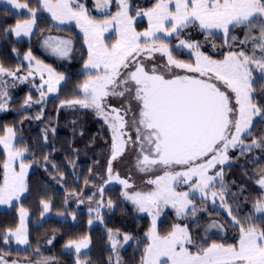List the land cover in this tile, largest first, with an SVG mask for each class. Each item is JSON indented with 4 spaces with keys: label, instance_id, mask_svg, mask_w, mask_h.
<instances>
[{
    "label": "snow or ice",
    "instance_id": "1",
    "mask_svg": "<svg viewBox=\"0 0 264 264\" xmlns=\"http://www.w3.org/2000/svg\"><path fill=\"white\" fill-rule=\"evenodd\" d=\"M111 2L97 0L96 6L102 10ZM6 3L14 9L26 10L29 17L18 21L6 30V34L12 33L16 37L32 34L38 11L49 13L51 19L59 23L75 20L84 32L88 45L84 68L94 69L95 74L89 73L78 85L77 97L62 101L61 106L79 105L94 109L105 120L112 135L107 169L109 179H112V161L130 149L135 153L138 171L161 173L146 181L152 186L150 190L122 193L139 211L151 215L154 208L171 204L178 216L188 212L195 214L197 208L190 199L192 193L199 192L207 199L217 180L221 189L226 187L223 168L214 170L230 159L227 155L229 148L239 147L243 153L264 146V137L253 138L245 144V139L253 136L255 118L264 119V107L254 103L253 88L254 72L261 73L264 79V0H156L151 8L136 11V16L148 18V28L143 32H137L134 27L135 18L130 15L129 0H115L117 13H106L108 18L102 23H95L88 16L83 4L73 7L75 0H37L36 6L27 0L24 3L6 0ZM189 25H196L206 32L222 30L229 47L223 58L212 59L199 51L198 43L180 40L177 47L192 50L195 63L175 59L169 45L157 34L179 36ZM112 26L117 32V40L108 47L102 37ZM237 27L244 31V39L238 41L239 45L250 44V51L245 47L233 50L235 45L228 44L231 29ZM231 39L237 41L238 37L232 36ZM45 44L53 53L63 57L67 55L71 41L49 37ZM156 52L167 57V63L162 67L153 64L149 69L143 60L138 59L143 56L145 60H153L152 54ZM24 59L31 61V52L26 53ZM174 68L195 75H180L173 72ZM39 70L48 72L49 79L45 83L49 92L56 91L55 86L66 79L51 68ZM5 75L11 77L16 73L0 65V77ZM5 96L6 92H0V99ZM43 97L41 90V99ZM109 98L118 99L119 107L112 105ZM3 108L4 104L0 103V109ZM4 132L0 144L4 146L7 159L0 182V204L18 200L27 190L25 176L29 167L23 160L18 172L12 166L26 149H15L11 144L12 128H5ZM115 178L125 189L134 187L128 179ZM85 183L87 185V181ZM181 183L187 185L189 191H177V185ZM257 183L264 188V172L259 175ZM103 191L101 188V195ZM218 195L224 203V193L215 191L211 192L213 202ZM41 204L43 212H48L49 203L41 200ZM108 204L111 207L112 201ZM254 211L264 214V198L257 199ZM228 214L232 216L231 209ZM27 215V211L21 208L20 225L14 231L8 230L4 237L6 243L9 237H15L18 244L28 243L24 223ZM231 223L239 228V239L235 244L204 245L193 239L187 226L179 224L173 225L166 235H160L154 218L152 228L146 234L148 243L140 264H264V227L258 228L253 223L245 225L235 216H232ZM217 226L215 222L210 225ZM109 239H112L111 232ZM123 239L127 242L131 237L125 235ZM88 243V238L84 237L80 241L70 240L65 247L75 248L79 254ZM112 246L116 252L115 240ZM0 264L19 262L0 257ZM36 264H48V258L38 260ZM76 264L86 262L77 258ZM109 264H121L118 253L115 261L109 259Z\"/></svg>",
    "mask_w": 264,
    "mask_h": 264
},
{
    "label": "trees",
    "instance_id": "2",
    "mask_svg": "<svg viewBox=\"0 0 264 264\" xmlns=\"http://www.w3.org/2000/svg\"><path fill=\"white\" fill-rule=\"evenodd\" d=\"M27 2L36 6L37 0ZM43 16H40V20L47 18ZM26 17V13L17 14L8 7L0 6V65L11 71L23 67V55L26 52L31 51L36 57L41 55L37 49L36 33L28 40L15 39L12 33L6 34V30ZM44 22L46 23L43 28L54 30L48 18ZM71 31L73 30L69 28L65 30L69 38L74 35L70 34ZM83 51L84 49L80 48V52ZM80 69V66L75 68V71L71 68L67 75L76 76ZM6 78L10 80V76ZM12 81L14 87L9 86L10 100L6 109H0V135L4 134L5 128H12L18 135L16 145L26 149L25 160L30 165L26 195L11 208L0 211V250L5 248L4 237L8 230L17 227V210L23 208L29 214L27 247L35 243L45 249L43 241L52 236L56 240L59 239V255H54L61 259L66 258L61 250L63 246L60 247L64 241L74 239L79 234L87 235L90 249L82 254L86 264H109V259L115 261L116 255L109 245L107 231L117 230L139 236L138 241H132L127 248L119 252L121 264H140L147 245L143 233L148 220L138 213L132 203L123 200L121 193L110 200L112 206L101 213L104 222L93 227L88 226V210L96 208L101 198L100 188L107 178L111 155L110 136L108 131L101 127V120L94 112L79 105L61 106L62 101L69 100L62 96L44 102L43 116L36 119L35 116L41 109L35 108L34 104L23 109L22 105L27 96L36 100L37 93L29 89L27 82ZM253 88L254 103L264 107V79L257 78ZM252 132L253 136H248L245 144H249L253 138L264 137V119L255 120ZM229 158L227 164L222 165L226 187L221 192L224 193L225 206L231 209L232 216L239 218L241 223L264 227V214L254 211L257 199L264 198V190L257 184L259 175L264 172V146L243 153L232 150L229 152ZM41 200L49 203L52 214L74 215L75 222L67 218L59 220L53 216L41 222ZM174 215V211L166 213L159 224L161 235L170 232L174 222H178ZM228 217L219 209L207 208L195 223L188 224L190 233L196 237V233L198 235L200 232L203 240L209 243H235L239 238V228L233 226ZM179 222L186 224L187 221ZM213 222L218 226L210 227ZM229 233L234 237L226 240Z\"/></svg>",
    "mask_w": 264,
    "mask_h": 264
},
{
    "label": "rangeland",
    "instance_id": "3",
    "mask_svg": "<svg viewBox=\"0 0 264 264\" xmlns=\"http://www.w3.org/2000/svg\"><path fill=\"white\" fill-rule=\"evenodd\" d=\"M18 2L24 3L26 1L18 0ZM155 3H156V0H135V2H134L135 5L131 4L130 15L135 18L133 23H134V27H135L137 32H143L148 28V18L146 16H142V15L136 16V11L137 10H147L148 8H151ZM79 4L84 5L88 16L90 18H92L95 23H102L106 18H108L106 16V13H110L111 15H115L118 11V7H117V4L115 3V0H112L111 4L106 9L107 11L105 9L101 10V9L97 8V6H96L97 0H75V4L73 5V7H75ZM0 6L8 7L9 9L13 10L17 14H19V13L20 14H23V13L27 14L26 10H17V9L12 8L11 5L6 3V0H0ZM42 15H44L43 16L44 18L47 16L48 21L53 25L54 30L53 29H49V30L47 29L46 30L45 28H43V24L46 23L44 21L47 18L40 20V16H42ZM28 18L29 17L27 14V17L24 19H28ZM67 28L73 30L70 33L72 35L74 34L72 36V38H69L68 36H66L65 30H67ZM183 31H188V37H189L188 42L198 43L200 46L199 51L203 50V53L205 55L210 56L212 59H222L224 54H226L227 51L229 50L228 45L225 44L226 37H225V34L222 30H212V32H206L205 30H201L196 25H189L187 28L182 29L180 34L183 33ZM35 33L37 34V49L41 55L39 57H36V55H34L31 51H28V52H31V55H32V59H31V61H29V60L24 59L25 54L28 53V52H26L23 55V67H18L13 71L16 73L15 76H11L10 80L9 79L7 80V78H6L7 76L0 77V92H6L7 93V96L0 99V103H3L4 104L3 109H6L7 103L10 100L9 86H13L12 83L14 82L12 80L19 81V82L24 81L23 83L27 82V84H29V86H28L29 89L32 90L33 92L37 93L36 94L37 99L34 100L33 98H31L30 100H28L29 96H27L25 101L28 100V103L27 104L24 103L22 105V107H23V109H27V108H30L31 104H34L35 108H40L41 110H39L40 111L39 114H37L35 116L36 119H37V117H39V119H40L43 116L42 112H44L43 111V108H44L43 103L46 102L47 100H49L50 98L53 99V98H60L61 96L62 97L68 96V90H69V88L66 86L67 82L64 80V81H61L60 84L55 86L56 91L49 92L48 91V85L45 83V81H47L49 79L48 72L46 70L40 71L39 70L40 68H51L54 73H56L57 75H63L64 77H67V73H70L68 71L69 69L72 68V70L75 71V68H78V66L81 67L82 72L85 76L89 75V73H91V72H95V70L84 68V63L88 59V45L85 43L84 32L80 29V27L77 26V23L75 20H68L65 23H59V22L53 21L51 19V16L49 13L44 12V11H38L37 12L36 26L34 27L32 34H35ZM32 34H30L29 36H23L22 35L20 37H16L13 34V36L15 39H27L28 40L32 36ZM256 34H258V33H256ZM157 35L165 43H166V40L168 41L171 39L170 38L171 36H165L163 33H158ZM179 36H176L175 34L173 35V37L175 39ZM232 36H237L238 40L233 41L231 39ZM49 37L58 38L59 40L71 41V44L69 45V50H68L66 56L61 57V56L53 53L52 49L45 44V40H47ZM174 38L171 39V41H173L174 44L173 43H171V44L175 47V43H176V45H179L180 40L178 38L175 41ZM102 39H103L104 44L107 45L108 47H111L112 44L116 43L117 32L115 30V27L112 26V27L107 28V30L104 31V33H103ZM227 39H228V44H234L235 45V48L233 50H238L239 47H245V49L248 51H250V49H251L250 44L246 45V46L239 45L238 41L241 39H244V31L239 27L231 29ZM53 43H55V41H53ZM142 43H143V41H142ZM80 48H83L84 51L80 52ZM185 50L189 53L188 54L189 61L194 64L196 58L192 54V50H190L188 48H185ZM17 57H18V55H17ZM79 63H80V65H79ZM17 69H19L18 72H17ZM261 75L262 74L259 72H254L253 73L254 81H256L257 78L261 77ZM78 77L80 78L81 75H79ZM21 78H23V79H21ZM41 90H43V92H44L43 99H41ZM74 96H75V94H74ZM72 99H74V98H72ZM88 110L94 112V110H92V109H88ZM95 115L99 118V115L97 113H95ZM256 119L257 118H255V120ZM99 120H100V118H99ZM100 123H101V127H104L107 130V128L105 127L106 124L102 121H100ZM108 134L110 136V142H111L110 143V152H111L112 135L109 133V131H108ZM4 135H5V132H4V134H1L0 137H3ZM17 139H18V135H16L14 133V136L11 137V144L14 146L15 149H23L22 147L16 145ZM232 150H237V151L241 152L239 147H237L235 149L229 148V151L227 153L228 156H229V152ZM6 159H7V154L5 152L4 146L2 144H0V182H2L3 164H4V161ZM25 159H26V155L24 154L20 159L13 161L12 166L16 169L17 172L19 171V164H20L21 160H23L24 163H26L28 166L30 165L29 163L26 162ZM109 159H110V157H109ZM132 159L133 158L130 157L129 153H127V155L123 154V155L117 157V159H115L114 161H112L111 176L114 174V171L118 172V174H120L121 176L126 175V173L128 172L127 171L128 168L131 167V166H129L130 162L134 161ZM227 162L228 161H226L225 164H227ZM108 166H109V163H108ZM220 167H222V166L218 165V167L214 171H219ZM155 173L147 174V176H149L148 179L150 178V176L152 178H154V175H156ZM158 174H161V173L157 172V175ZM28 175H29V167H28L27 172H26L25 183L27 181ZM106 176H107V178L104 181L103 185L101 186V188H103L104 191H103V194L101 195V198L99 199V201L97 203V207L92 208L91 211L88 210L89 221L91 220V223H89V221H88L89 227H93L95 225H99V224L103 223L104 220L102 218L103 215H101V213L109 207L108 202L112 199H115L117 197V195H119V193H121V194L123 193V191H121L120 189H116L114 187H111L112 182H111V179H109V173L108 172H107ZM143 179L147 180L145 178H143ZM144 183L145 184H143V190L142 191H147L148 188L144 189V187H147L148 184H146L145 181H144ZM137 184H139V186L141 185V183L138 181H137ZM219 184H220V181L217 180L216 181V187L209 190V195H208L207 199H204L199 192H195V193L191 194L190 199H192L193 204H195L196 208H197V212L195 214L188 212L187 215L178 216L176 209L173 208L171 204H168V205H161L159 209L154 208L152 210V214L150 215L148 212L139 211V209L135 205L132 204L136 208L138 213L140 215L146 217L148 220L147 228H146L145 232L143 233V236L147 239L146 234L152 228V222H153L154 218L156 220V229H157L158 233L160 234L159 224L161 223L163 218L166 216V213H168L169 211L175 212L174 216L176 217V221H178V222H174L173 225L179 224L181 226H187L188 228H189L188 224L189 223H195L196 220L199 217H201V215H203L204 212H206L207 208L219 209V210L225 212L229 216L228 217L229 220L232 221V216H230L228 214L229 208L227 206H225L224 203L221 202V200L219 199V195L217 196V198H215V202H213L211 192L215 191L218 194L221 193L222 189L219 187ZM258 186L261 187L259 184H258ZM187 188H188L187 185L181 184V185L177 186V191H189V189H187ZM262 189L264 190V188H262ZM132 191H136V190L132 189L131 192ZM25 195H26V191L20 195V198L18 200H13V201H11V203L0 204V211L3 209L11 208V206L13 204L19 202V200H21ZM122 196L123 195H121V197ZM122 198H124V197H122ZM118 199H120V196H118ZM123 200H125V198ZM126 201H128V200H126ZM20 209L21 208H19L17 210V214H18L17 215L18 216L17 227H19V225H20ZM42 209H43V206H42ZM97 210L99 211V215H97ZM52 216L56 219H59V220H65L67 218V219H70L73 222H75L74 215H72V216L63 215L62 216V215L52 214L50 212V208H49L48 212H43L41 222L45 221L46 219H48ZM28 219H29V214L25 217V220H24L25 227L27 229V239L29 241ZM179 220H186L187 222H186V224H180ZM173 225L171 227H173ZM15 229H13L12 231H14ZM109 232H111L112 239H109ZM107 234H108V242H109V245L111 246L112 249H113L112 241L115 240L117 242L118 246H117L115 255L117 253L119 254L120 251L127 248V246L130 243H132V241H138L139 240V236H137L134 233H125V232H121V231H117V230H108ZM125 235H128L129 237H131V239L127 242H125L123 239V237ZM191 235H192L193 239L199 244L209 245L212 243H220V242L209 243L208 241L205 242L203 240V237L200 236L201 235L200 232L198 235L196 233V237L193 236V233H191ZM84 237L88 238L87 235L85 236V235L79 234L78 236H75L74 239H70V240L71 241H80ZM233 237L234 236H232L231 233H229V235L226 237V240H227V238L232 239ZM47 239L48 240L43 241V244L45 245V249H44V248H41L40 246H37L35 243H32L33 246H31V247H29V246L27 247V244H18L16 242L15 237H9L8 242L7 243L5 242V248L3 249V251L0 250V257H3L4 260L9 261V262L14 261V260L18 261L19 264H36V262L38 260H42L44 258H48V264H76L77 258H79L81 261L85 262V259L82 257V254H85L90 249L89 238H88L89 243H88L87 248L81 249V252L79 254L76 253L75 248H66L65 247V245L70 241L69 239L64 241V243H62L60 247L63 246L61 248V250L63 251L62 253L64 255H66V258H61V259L57 258L54 255V254L59 255V253H58L59 250L57 248V244L59 242V239L56 240L52 236L47 237ZM238 239L236 240V242L238 241ZM49 241H51V243H49ZM147 243H148V239H147ZM235 243H231V244H235ZM228 245H230V244H228ZM188 247L192 248L191 245H189ZM37 249L39 251H37Z\"/></svg>",
    "mask_w": 264,
    "mask_h": 264
},
{
    "label": "flooded vegetation",
    "instance_id": "4",
    "mask_svg": "<svg viewBox=\"0 0 264 264\" xmlns=\"http://www.w3.org/2000/svg\"><path fill=\"white\" fill-rule=\"evenodd\" d=\"M135 0H129V3L130 5L131 4H134ZM135 5V4H134ZM133 5V6H134ZM105 10L107 9L104 8ZM107 11V10H106ZM171 39H173L174 37L171 36L170 37ZM179 38V40H186L188 41L189 37H188V31H183V33L180 34L179 37H177L176 39L174 38V40L176 41L177 39ZM170 40H166V43L169 44V48L170 50L172 51V54H173V57L177 60H180V61H183L185 63H192L189 61V58H188V52L185 50V48H178L176 43H175V47L171 44L174 42ZM180 42V41H179ZM201 51V50H200ZM203 52V50L201 51ZM154 56V59L153 60H145L143 56L141 57H138V59L140 60H143L144 63L147 65V67L150 69L153 64L157 65V66H163L167 63V57L163 54V53H160V52H156V53H153L152 54ZM193 64V63H192ZM173 72L174 73H177V74H180V75H195L193 73H186L184 70H181V69H173ZM91 74H95V72H91ZM81 75V77L79 78L78 76ZM88 76V75H87ZM87 76H85L82 72V69H80V71L76 74V76H70V75H67V77H65V81L67 82L66 83V86L69 88L68 90V96H63L65 98H68L69 100L72 99V98H76L77 97V94H78V85L87 78ZM75 94V96H74ZM70 95V96H69ZM109 102L116 106V107H119L120 105V101L116 98H109ZM94 110V109H92ZM94 112L96 113V111L94 110ZM99 118L102 122L105 123V120L103 119L102 116L99 115ZM106 124V123H105ZM107 128V130L109 131V133L111 134V131L108 127V125L106 124L105 126ZM134 135V133H133ZM127 153H129L130 157L133 158L132 162H130V165L131 167L128 168V172L126 173V175L124 176H121L120 174H118V172L114 171V174L112 175V179H111V187H114L116 189H120L121 191L125 192V191H129L131 192V190H136V191H142L143 190V184L144 181L146 182L148 180V177L147 174L145 173H142L140 171L137 170L136 168V158H135V153L130 149L129 151L125 152L124 154L127 155ZM159 172V171H157ZM157 172L155 173L157 175ZM119 176L120 179H128L129 183L134 185L133 188L131 189H125L124 186L122 184L119 183V180L116 179L115 177ZM155 176V175H154ZM143 178L147 179V180H144ZM137 181L141 183V185L139 186V184H137ZM182 184V183H181ZM181 184H178L177 186L181 185ZM148 188V189H147ZM152 188L151 185H147V187H144V189H147V190H150Z\"/></svg>",
    "mask_w": 264,
    "mask_h": 264
}]
</instances>
